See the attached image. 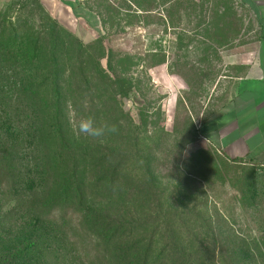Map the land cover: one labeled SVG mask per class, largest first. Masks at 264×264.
I'll list each match as a JSON object with an SVG mask.
<instances>
[{"label":"rangeland","instance_id":"374dc122","mask_svg":"<svg viewBox=\"0 0 264 264\" xmlns=\"http://www.w3.org/2000/svg\"><path fill=\"white\" fill-rule=\"evenodd\" d=\"M88 4L102 17L99 31L62 22L51 0H0V73L45 70L42 60L24 67L20 45L34 44L37 58L57 51L70 67L73 35L87 49L78 55L85 58L80 72H89L102 52L99 65L113 80L103 91L95 78L91 108H78L70 120L88 117L118 130L92 139L91 165L71 183L63 165H52L42 183L41 166L20 147L13 179L0 183V264L24 243L25 255L10 264H264V168L227 160L198 132L217 98L222 58L202 59L200 30L187 41L183 20L174 28L143 27L136 13L124 11L129 0ZM13 79L5 89H13ZM70 185L58 195L67 216L40 213ZM79 217L85 229L75 224Z\"/></svg>","mask_w":264,"mask_h":264},{"label":"crops","instance_id":"0c3cea01","mask_svg":"<svg viewBox=\"0 0 264 264\" xmlns=\"http://www.w3.org/2000/svg\"><path fill=\"white\" fill-rule=\"evenodd\" d=\"M51 1L62 22L100 30L102 17L88 0ZM129 2L133 7L123 9L136 13L140 26L174 28L183 20L191 42L200 30L202 59L222 58L226 69L216 80L215 102L199 119V135L227 160L264 168V0Z\"/></svg>","mask_w":264,"mask_h":264},{"label":"trees","instance_id":"16d2710c","mask_svg":"<svg viewBox=\"0 0 264 264\" xmlns=\"http://www.w3.org/2000/svg\"><path fill=\"white\" fill-rule=\"evenodd\" d=\"M15 37L13 34L12 39ZM67 37L73 52L71 57L67 58L70 67H66L58 60L60 58L57 51L51 50L48 55L37 58V53L33 50L36 47L34 44L31 47L20 45L19 53L23 56L19 60L24 67L27 64H40L42 60L45 70L37 74H33L34 72L28 69H23L20 73L15 72L13 75L0 73V183L3 187H6L5 185L13 179L12 172L15 170V164L21 159L22 153L19 149L23 144L24 148L32 153L33 163L41 166L37 170L42 183L49 180L48 170L52 165L60 168L63 165L61 174L69 183H71L70 179H74L75 173L80 171L84 174L87 165H91L92 139L77 136L74 131L75 123H72L70 119L77 113L78 108L85 111L91 108L92 96L95 95L92 91L95 78L100 81L99 87L107 91L108 85L109 88L111 85V81L108 83V80H113V77L109 70L99 65L102 52L99 53L100 56L95 57V62L93 59V66L89 72L82 70L80 72V66L85 58L79 59L78 55L81 51L86 53L87 49L73 35ZM9 40L10 36L4 40V44L7 45ZM55 44L54 42L52 45L55 46ZM3 60L7 61V58ZM76 65H78L77 69L74 68ZM11 77L14 78L11 81L13 89H5L4 86L10 82ZM6 96L8 99L2 102ZM2 116H6V119L2 120ZM104 157L105 170L109 171V160ZM75 184L80 201L83 199L80 197L82 192L78 189L81 182L75 181ZM63 190L60 189L56 195L51 196L52 200H49L44 207L42 206L41 214L47 213L52 216L58 213L62 217L67 216L65 215L68 209L65 205L67 201L59 200L58 195L69 192L71 185L63 187ZM12 212L13 207H9L5 214ZM85 220L99 227L98 222L94 224L92 221ZM75 224L81 229L86 228L83 218L79 217L78 221L75 220ZM98 231L101 239H105L103 229ZM25 244H20L18 249L15 247L11 252H7L4 263L10 264L15 258L23 257L25 252L22 248ZM142 262L147 264L145 260Z\"/></svg>","mask_w":264,"mask_h":264},{"label":"clouds","instance_id":"9594fccd","mask_svg":"<svg viewBox=\"0 0 264 264\" xmlns=\"http://www.w3.org/2000/svg\"><path fill=\"white\" fill-rule=\"evenodd\" d=\"M74 131L77 136L102 141L106 135L115 133L118 130L115 125H109L107 123L97 125L93 119L84 117L76 122Z\"/></svg>","mask_w":264,"mask_h":264}]
</instances>
